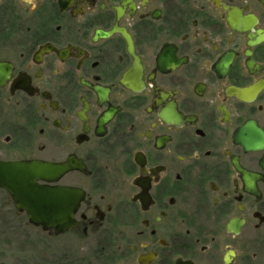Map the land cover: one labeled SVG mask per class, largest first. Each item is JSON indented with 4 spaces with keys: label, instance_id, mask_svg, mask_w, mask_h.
Returning a JSON list of instances; mask_svg holds the SVG:
<instances>
[{
    "label": "flooded vegetation",
    "instance_id": "1",
    "mask_svg": "<svg viewBox=\"0 0 264 264\" xmlns=\"http://www.w3.org/2000/svg\"><path fill=\"white\" fill-rule=\"evenodd\" d=\"M34 160L97 264H264V0H0V161Z\"/></svg>",
    "mask_w": 264,
    "mask_h": 264
},
{
    "label": "water",
    "instance_id": "2",
    "mask_svg": "<svg viewBox=\"0 0 264 264\" xmlns=\"http://www.w3.org/2000/svg\"><path fill=\"white\" fill-rule=\"evenodd\" d=\"M72 168L68 164L44 161H0V189L11 197L29 224L55 235L78 226V213L85 193L79 189L52 185Z\"/></svg>",
    "mask_w": 264,
    "mask_h": 264
},
{
    "label": "rangeland",
    "instance_id": "3",
    "mask_svg": "<svg viewBox=\"0 0 264 264\" xmlns=\"http://www.w3.org/2000/svg\"><path fill=\"white\" fill-rule=\"evenodd\" d=\"M93 234L51 235L29 224L0 189V264H97Z\"/></svg>",
    "mask_w": 264,
    "mask_h": 264
}]
</instances>
